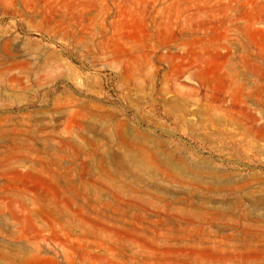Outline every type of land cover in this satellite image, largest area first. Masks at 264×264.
<instances>
[{
    "label": "rangeland",
    "instance_id": "374dc122",
    "mask_svg": "<svg viewBox=\"0 0 264 264\" xmlns=\"http://www.w3.org/2000/svg\"><path fill=\"white\" fill-rule=\"evenodd\" d=\"M0 264H264V0H0Z\"/></svg>",
    "mask_w": 264,
    "mask_h": 264
}]
</instances>
